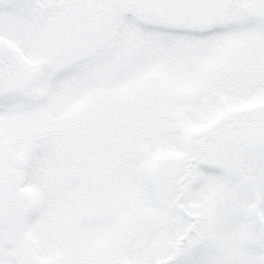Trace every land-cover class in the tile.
I'll list each match as a JSON object with an SVG mask.
<instances>
[{"label": "snow or ice", "instance_id": "1", "mask_svg": "<svg viewBox=\"0 0 264 264\" xmlns=\"http://www.w3.org/2000/svg\"><path fill=\"white\" fill-rule=\"evenodd\" d=\"M0 264H264V0H0Z\"/></svg>", "mask_w": 264, "mask_h": 264}]
</instances>
